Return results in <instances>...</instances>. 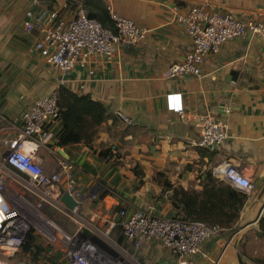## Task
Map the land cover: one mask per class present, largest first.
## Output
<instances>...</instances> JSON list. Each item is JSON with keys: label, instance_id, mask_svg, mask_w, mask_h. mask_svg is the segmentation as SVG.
<instances>
[{"label": "crops", "instance_id": "crops-1", "mask_svg": "<svg viewBox=\"0 0 264 264\" xmlns=\"http://www.w3.org/2000/svg\"><path fill=\"white\" fill-rule=\"evenodd\" d=\"M44 1L61 17L69 19L74 14L66 0ZM84 1L88 11H95L99 3L133 19L149 30L146 38L111 61L99 58L88 67H76L62 82L61 74L37 51L34 36L24 30L32 0H0V113L21 127L23 113L62 84L105 104L111 118L101 125L92 146L59 147L63 122L50 126L55 135L53 148L62 149L73 163L78 181L101 192L100 200L90 203L92 210L87 215L113 236L118 233L112 227L118 220V207L176 216L170 200L173 191L164 189L165 180L175 188L202 191V182L213 166L230 164L252 180L255 188L247 192L235 187L247 195L233 226L238 229L233 234V228L223 229L203 245L195 260L197 264H258L241 260L238 243L239 233L258 231L264 217V38L247 33L225 42L217 54L207 57L202 78L167 80L165 71L182 63L192 48L185 27L174 19L175 9L200 6L230 13L244 22H264V0ZM89 70L94 71L92 77ZM176 93L182 94L186 117L172 109L171 96ZM118 111L131 118L133 125L117 118ZM206 114L229 130L216 151L193 143L200 139L199 118ZM107 149L111 156L100 157ZM37 160L46 172L56 171L58 157L52 151L42 149ZM121 237V244L135 254L139 264H176V257L160 243L145 242L136 249L125 241L122 230ZM258 258L264 260V254Z\"/></svg>", "mask_w": 264, "mask_h": 264}, {"label": "built area", "instance_id": "built-area-1", "mask_svg": "<svg viewBox=\"0 0 264 264\" xmlns=\"http://www.w3.org/2000/svg\"><path fill=\"white\" fill-rule=\"evenodd\" d=\"M66 1L74 11L71 18L61 17L44 0H32L33 6L27 11L24 23L25 32L35 38L37 51L61 74L62 82L64 75L76 67H88L99 58L111 61L123 49L136 47L149 32L133 19L108 8L115 22L114 31L89 16L84 0ZM174 19L185 27L192 48L182 63L172 64L165 71L167 80L202 78L207 57L217 54L225 42L247 33L264 38V22H244L219 10L200 6L186 11L175 9ZM89 75L92 77L94 71L89 70ZM171 100L173 111L186 117L182 94H173ZM116 114L126 125H133V120L122 111ZM60 116L57 89L37 99L23 113L21 127L0 113V264H32L24 259L14 261L30 232L43 235L50 245H60L67 264H139L125 245H112L107 239L112 234L87 215L92 210L90 203L99 201L101 192L80 183L73 163L62 154V149L53 148L55 135L50 125L60 120ZM199 120L201 135L194 145L216 151L229 136L227 125L212 114ZM42 149L57 155L56 171L46 172L37 160ZM211 170L215 177L233 187L247 192L255 188L252 180L228 163H219ZM65 194L75 201L74 209L63 202ZM44 208L66 216L74 229L65 230L53 219L44 217L41 214ZM38 221L42 223L40 229ZM112 227H121L125 241L136 249L145 242L160 243L176 257V264H197L195 258L203 245L223 231L219 226L182 216H156L144 208L133 212L121 208ZM94 237L101 239L110 251L96 243Z\"/></svg>", "mask_w": 264, "mask_h": 264}, {"label": "trees", "instance_id": "trees-1", "mask_svg": "<svg viewBox=\"0 0 264 264\" xmlns=\"http://www.w3.org/2000/svg\"><path fill=\"white\" fill-rule=\"evenodd\" d=\"M95 8V11H88L87 9L89 16L99 20L104 27L115 31V22L111 18L109 9L99 3L95 4ZM57 90L58 105L61 109L60 120L63 122V129L58 135L57 146L66 147L81 143L92 146L101 125L111 118L107 107L103 102L95 100L90 94L79 93L65 85H60ZM110 152L111 149H107L101 151L99 155L102 158H108L111 156ZM135 172L139 177L143 176L142 173ZM202 183V191H197L175 188L168 180L164 181V189L173 191L170 200L176 211V216L207 222L222 229L233 228L239 220L247 195L225 180L215 177L212 170L206 173ZM121 208L118 207L117 209L120 210ZM116 229L121 234V227ZM257 235L264 239V217L259 221ZM39 241L40 237L36 233L30 232L22 247V253L30 254L34 260L44 254L46 258L52 261V264H58V256L56 254L52 257L47 255V249ZM120 241H122V237ZM255 262L264 264L262 259H255Z\"/></svg>", "mask_w": 264, "mask_h": 264}, {"label": "rangeland", "instance_id": "rangeland-1", "mask_svg": "<svg viewBox=\"0 0 264 264\" xmlns=\"http://www.w3.org/2000/svg\"><path fill=\"white\" fill-rule=\"evenodd\" d=\"M41 214L46 218L53 219L57 224H59L65 230L72 231L74 229L72 223L68 221L66 216H64L60 212H57L55 209L44 208L41 211ZM40 224L42 223L38 221L37 227L39 229L41 228ZM237 229L238 228L231 229L230 233L232 234L235 233ZM119 235L120 233H116V235L114 236L111 235L107 239L112 245L120 244L122 242L118 240L120 239ZM39 242L43 244V246L47 249V255L52 257L54 254H56L58 256L57 259L58 264H67V262H65L63 258V252L59 247L60 245L58 244L50 245L43 235L40 237ZM238 250L241 256V260H243V262L245 261L247 262L249 260L255 261V259H260L258 257H261L264 254V239L258 237L257 230L255 229H252L248 232L239 233ZM23 259L30 261L32 264H52V261L46 258V255L44 254L39 256L38 259L34 260L32 259V256L30 254H24L22 253V251L18 255H16L14 261L23 260Z\"/></svg>", "mask_w": 264, "mask_h": 264}, {"label": "water", "instance_id": "water-1", "mask_svg": "<svg viewBox=\"0 0 264 264\" xmlns=\"http://www.w3.org/2000/svg\"><path fill=\"white\" fill-rule=\"evenodd\" d=\"M222 106L224 105V103L221 104ZM63 202H65L67 204V207L69 209H74L75 206H76V203L75 201L70 197V195L68 194H65L62 198ZM87 232V231H86ZM93 240L98 243L99 245L103 246V247H107V245L101 240L99 239L98 237H94Z\"/></svg>", "mask_w": 264, "mask_h": 264}]
</instances>
